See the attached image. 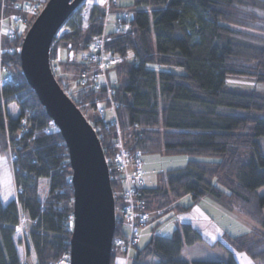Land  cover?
Instances as JSON below:
<instances>
[{"label": "trees", "instance_id": "trees-1", "mask_svg": "<svg viewBox=\"0 0 264 264\" xmlns=\"http://www.w3.org/2000/svg\"><path fill=\"white\" fill-rule=\"evenodd\" d=\"M131 1L114 3L113 11L130 9L133 18L125 32L112 28L105 44L106 51L122 58L108 70L111 99L103 86L77 87L72 94L54 72L59 49L65 50L63 61L68 65L80 46L87 49L101 34L99 9H90L84 26L80 18L72 21L78 5L63 24L68 27L50 46L55 79L98 136L115 207L123 186L111 166L120 140L113 118H105L110 100L129 154L190 156L184 167L166 170L154 184L143 179L142 198L154 210L151 220L189 211L208 197L226 209L236 207L262 231L256 237L224 231L230 249L218 237L211 245L223 246L226 260L189 261L181 257L184 245L206 236L203 229L182 222L170 235L152 233L143 246L136 245L130 264H240L236 253L264 264V193L257 191L264 185V93L229 88L225 81L229 75L264 81V0ZM14 2L0 0V17L14 6L20 8ZM32 20L23 31L15 28L1 38L0 68L9 71V80L0 83V154L12 156L16 195L5 205L0 200V264H23L13 238L18 228L25 264H50L70 249L73 186L68 148L27 84L18 59ZM89 67L81 62V69ZM98 101L104 115L96 108ZM11 102L18 107L14 116L7 112ZM182 198L188 203L182 204ZM121 221L116 216L114 235H123ZM114 253L112 248L110 264Z\"/></svg>", "mask_w": 264, "mask_h": 264}, {"label": "water", "instance_id": "water-1", "mask_svg": "<svg viewBox=\"0 0 264 264\" xmlns=\"http://www.w3.org/2000/svg\"><path fill=\"white\" fill-rule=\"evenodd\" d=\"M83 1L46 0L22 37L18 59L68 148L73 186L69 264H110L116 215L109 166L94 128L61 88L50 64L54 36Z\"/></svg>", "mask_w": 264, "mask_h": 264}, {"label": "rangeland", "instance_id": "rangeland-1", "mask_svg": "<svg viewBox=\"0 0 264 264\" xmlns=\"http://www.w3.org/2000/svg\"><path fill=\"white\" fill-rule=\"evenodd\" d=\"M19 9L12 8L11 11H8L5 13L3 20H2V29L7 30H13L15 28H21L25 24L24 22H16L12 17L14 15H22L23 17H30L31 20L34 19V16L37 15V13L40 11V8H42L44 5L41 4L39 11L33 16H30L29 12L24 9V4L32 2L33 0H14ZM111 2V8L109 7V15L107 17L108 19V25L106 30L110 31L112 29V20L114 16V3L116 5H130L132 3L131 0H112ZM14 6V5H13ZM6 7V6H5ZM91 9V8H89ZM88 12H86V4L85 2L81 3L79 6V10L77 13L74 14L72 21L76 22L77 18H80L82 21V24L87 19ZM32 22V21H31ZM68 26L67 24L63 25V29H66ZM24 36V35H23ZM88 53V49H84L80 46L78 51L75 53L74 61L68 65H65V62L63 61L65 58V50L63 48L59 49V61L55 62V74L57 76H62L63 82L67 85L68 91L72 94H74L77 91V80H78V74L81 69V62L83 61V55ZM175 72H182L183 69L181 67H173ZM9 71L1 72L3 78L7 76ZM226 85L229 88H237L239 90H256L260 93H264V81H257L253 79L252 77L247 76H239V75H229L226 77ZM7 112L14 116L18 112V107L15 102L9 103L7 106ZM90 115L97 116L99 113H92L89 112ZM105 118L110 119L112 117L111 112L109 110L105 111ZM12 156L8 154H0V200L5 205L6 202H8L10 199L14 198L16 195V190L13 185V179H12V169H11V158ZM190 156H188L185 153L181 154H165V153H143L140 157L142 159V168L143 169V178L146 184H154L158 178H160L161 174L165 172L168 169H175V168H181L185 166V163L187 159ZM259 193H264V185L259 187L257 190ZM182 204L188 203V199L182 198L181 199ZM117 206L115 208L116 216L122 217V208L121 205L123 204L122 199L117 201ZM213 202L211 198L203 197L201 200V203L197 205L196 209H191L186 212L181 213H174L171 215V213L165 214L161 216L158 219H152L147 224L143 225L139 229L140 239L137 243L138 246H143L146 241L150 238L152 233H157L160 235H170L174 228L179 227L180 224L185 219H191V220H199L201 217H203L202 211H208L210 217L214 222H216L219 225V236L218 237L222 244L230 249L229 244L225 240L224 236H222V233H225L227 235H238L237 233H248V237H256L257 234L262 231V228L258 226L253 220L248 218L247 216L243 215L236 207L229 209L221 210L220 208H217L214 206H211L210 203ZM218 204V203H217ZM179 214V215H178ZM181 214V215H180ZM264 215V214H263ZM183 219V220H182ZM202 223V222H201ZM242 227H250L252 229L251 232H242ZM204 235L206 236L205 240L198 241L194 244L187 245L185 244L183 247V250L181 252V257L186 260H226L228 257V253L226 249L223 246L220 245H211V242H213L215 239L212 238V232L209 228H206L205 230H202ZM225 231V232H224ZM21 235V230L18 228L15 231L14 239L17 242V248H18V254L20 257L21 262L24 261V255H23V249L22 246L18 242V239ZM116 236V235H114ZM113 250L114 244L112 243ZM233 250V249H232ZM133 253V252H132ZM114 263L113 264H123L124 257L123 254L121 255L118 252L114 253ZM236 256L240 260V264H247V260L249 259L238 255L236 253ZM131 261V259H130ZM129 261V262H130ZM155 260H153L154 262ZM150 263V262H149ZM152 263V262H151ZM257 264H262L261 261L256 260Z\"/></svg>", "mask_w": 264, "mask_h": 264}, {"label": "built area", "instance_id": "built-area-1", "mask_svg": "<svg viewBox=\"0 0 264 264\" xmlns=\"http://www.w3.org/2000/svg\"><path fill=\"white\" fill-rule=\"evenodd\" d=\"M111 0H105L104 3H101L100 0H84L86 4V12H89V8H98V18L102 21V31L101 34H97L94 36L88 43L87 49L88 53L83 55V61L89 63V68H85L79 71L78 74V88L82 89H94L100 88L101 86L106 87L107 97H109L110 90V82L108 79V70L109 67L114 66L122 60L121 56L112 54L108 50L106 51V43L110 40V32L106 30L107 28V17L109 15V2ZM40 1L33 0L32 2L25 3L24 9L27 10L30 16H33L39 11ZM3 16L0 17V49H1V37L5 35L9 30L2 29V20ZM14 20L18 22H27V17H22L20 15H14L12 17ZM133 18V13L130 9L122 8L118 12H116L113 16L112 20V28L115 31L121 30V32H125L130 28V20ZM87 20L84 21L86 26ZM63 31L61 28L59 30V34ZM1 53V50H0ZM1 72H4L0 68V83L9 80V75L3 78ZM109 99H111L109 97ZM98 111L104 115L105 108H103L102 104L98 101L97 107ZM109 111L113 118V122L115 124L118 137L119 138V146L114 156L111 159L112 170L118 174L120 177L121 184L123 186L122 191V223L125 226V231H123V235H116L113 237V243L115 252L123 254L124 262L123 264H130V259L134 247L138 243L140 239L139 229L141 226L145 225L148 220H151L152 215L154 214V210L148 208L145 200L142 198V186H143V169L142 168V160L140 157V151H136V153L129 154L125 149H123V145L121 143V135L119 132L117 117L114 109L113 102L110 100ZM20 192V190H18ZM160 213V212H159ZM130 261V262H129ZM25 264V261L23 262ZM50 264H69V253L62 254L60 257L53 261Z\"/></svg>", "mask_w": 264, "mask_h": 264}, {"label": "crops", "instance_id": "crops-1", "mask_svg": "<svg viewBox=\"0 0 264 264\" xmlns=\"http://www.w3.org/2000/svg\"><path fill=\"white\" fill-rule=\"evenodd\" d=\"M212 201L213 202L210 203L211 206L215 205V207L220 208L221 210L225 209L221 205L217 204L214 200H212ZM200 203H201V201L199 203H197L196 205H194L192 207V209L193 208L196 209L197 205H199ZM201 212H203V215H202L203 217H201L199 220H191V219H185V220L182 219V220H183V222H190L194 226H197V227H199V228H201L203 230H205L206 228H209V232H210V230L212 232V237L215 236L216 239H217V236L220 237L219 236L220 232L217 231L218 229L220 230L219 225L216 222H214V220H212V218L210 217L208 211H202L201 210Z\"/></svg>", "mask_w": 264, "mask_h": 264}, {"label": "snow or ice", "instance_id": "snow-or-ice-1", "mask_svg": "<svg viewBox=\"0 0 264 264\" xmlns=\"http://www.w3.org/2000/svg\"><path fill=\"white\" fill-rule=\"evenodd\" d=\"M90 2H91V0H90ZM100 2H101V3H104L105 0H100ZM21 31H23V27H21ZM130 55H131V53H130ZM217 231H219V230H217ZM241 231H242V232H251L252 229H251L250 227H242V228H241ZM237 234L239 235L240 233H237ZM212 238H213V239H216L215 236H213ZM238 255L246 257V253H238ZM247 264H254V261H252L251 259H248V260H247Z\"/></svg>", "mask_w": 264, "mask_h": 264}, {"label": "bare ground", "instance_id": "bare-ground-1", "mask_svg": "<svg viewBox=\"0 0 264 264\" xmlns=\"http://www.w3.org/2000/svg\"><path fill=\"white\" fill-rule=\"evenodd\" d=\"M12 158V157H11Z\"/></svg>", "mask_w": 264, "mask_h": 264}]
</instances>
